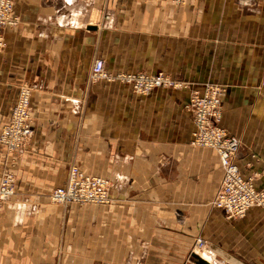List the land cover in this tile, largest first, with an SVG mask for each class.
<instances>
[{
    "label": "crops",
    "instance_id": "1",
    "mask_svg": "<svg viewBox=\"0 0 264 264\" xmlns=\"http://www.w3.org/2000/svg\"><path fill=\"white\" fill-rule=\"evenodd\" d=\"M144 1L15 2L17 22L1 33L0 128L25 83L32 136L18 155L0 146V175L10 170L15 188L0 210V264H195L193 254L208 264H264V209L228 218L212 206L221 164L214 150L191 144L183 100L157 93L128 113L122 89L91 77L94 59L107 61L115 38L134 34L143 18L191 20L181 48L196 54L182 59L205 66L206 52L217 51L215 65H237L232 52L264 50V0L256 12L237 0H185L180 11ZM235 161L264 191V140L246 141ZM71 164L107 178L110 202L53 203Z\"/></svg>",
    "mask_w": 264,
    "mask_h": 264
},
{
    "label": "rangeland",
    "instance_id": "2",
    "mask_svg": "<svg viewBox=\"0 0 264 264\" xmlns=\"http://www.w3.org/2000/svg\"><path fill=\"white\" fill-rule=\"evenodd\" d=\"M184 3L185 0H164L157 5L170 6L174 10L180 11ZM237 3L254 12L259 9L255 0H237ZM104 21H111L109 15L104 16ZM134 21H136L134 34L115 38V44L118 48H111L107 61L101 58L94 59V62L98 59L102 60L104 66L102 73L97 76L92 74L91 69L93 82L101 81L114 88L119 87V89H122L125 92L126 106L131 108L128 113H132V107H136L138 103H141V106H145L150 101H154L155 99L152 97L158 95L153 94L169 93L174 97H179L174 102L183 100V106L189 112L193 126L191 144L212 149L217 156L218 153L215 149L201 146L193 141L195 119L202 112H206L210 125L219 126L225 134L235 137L239 141L237 154L246 141L250 142L252 138L259 141L264 140V50L251 53L232 52L231 54L235 53L238 56L237 65L227 66L215 65L216 60L214 58L216 59L218 52L210 51L206 52L209 57L211 56L210 61L205 66H195L193 65L195 61L186 60V58L182 59V52L185 55L188 53L189 55L192 53L196 54V52L182 51L181 48L182 23L185 21L184 26L190 27L191 20L157 17ZM200 22L201 25H212L211 20L201 19ZM222 56H224V53ZM159 79L160 82L157 84L155 81ZM22 86L30 85L21 84L18 88V93ZM186 95L187 99L184 100ZM156 100L159 101V99ZM6 124L0 128V134ZM233 125L237 126L239 133L227 130ZM247 136L249 138L246 139ZM0 146L4 148L7 155L19 154L10 153L5 144L0 143ZM253 155L257 156L258 154L255 152ZM6 171L11 172L4 169L0 175V180ZM248 177L251 178L255 189L259 193L264 194L262 189L256 187V174ZM78 205L83 206L84 204Z\"/></svg>",
    "mask_w": 264,
    "mask_h": 264
},
{
    "label": "built area",
    "instance_id": "3",
    "mask_svg": "<svg viewBox=\"0 0 264 264\" xmlns=\"http://www.w3.org/2000/svg\"><path fill=\"white\" fill-rule=\"evenodd\" d=\"M16 1L0 0V47L3 45L1 30L14 26L17 22L12 13ZM103 64L102 60H96L92 74H101ZM155 82L158 84L160 79ZM31 95L30 86L21 87L10 119L0 134V143L5 144L10 153L20 154L32 136L29 118ZM193 141L215 149L220 159L223 175L212 202L213 207L221 210L228 218H241L252 207L264 208V194L255 189L251 178L243 175L235 162L239 141L225 134L219 126L210 125L206 112L200 113L195 119ZM14 194V175L6 171L0 180V210ZM49 198L52 202L60 204H107L111 200L110 181L104 177L86 174L77 165L72 164L64 184L56 187ZM197 245H202L200 239Z\"/></svg>",
    "mask_w": 264,
    "mask_h": 264
},
{
    "label": "water",
    "instance_id": "4",
    "mask_svg": "<svg viewBox=\"0 0 264 264\" xmlns=\"http://www.w3.org/2000/svg\"><path fill=\"white\" fill-rule=\"evenodd\" d=\"M90 29H94V27H90ZM192 257L194 258V263L195 264H208L205 260L200 258L198 255L193 254Z\"/></svg>",
    "mask_w": 264,
    "mask_h": 264
}]
</instances>
